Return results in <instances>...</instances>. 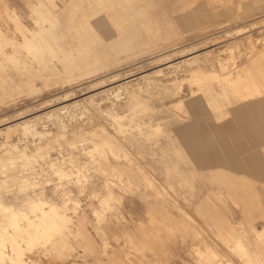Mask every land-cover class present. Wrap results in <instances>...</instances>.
<instances>
[{"label": "rangeland", "instance_id": "rangeland-1", "mask_svg": "<svg viewBox=\"0 0 264 264\" xmlns=\"http://www.w3.org/2000/svg\"><path fill=\"white\" fill-rule=\"evenodd\" d=\"M0 30L4 253L21 251V264H264V172L201 167L177 132L200 122L223 155L231 109H264V0H0ZM242 142L264 162V138ZM38 199L58 213L27 247L16 231L37 219ZM14 212L27 216L9 222Z\"/></svg>", "mask_w": 264, "mask_h": 264}, {"label": "crops", "instance_id": "crops-1", "mask_svg": "<svg viewBox=\"0 0 264 264\" xmlns=\"http://www.w3.org/2000/svg\"><path fill=\"white\" fill-rule=\"evenodd\" d=\"M210 73L211 72L195 70L194 73L189 75V78H200L211 75ZM130 104H127V106H130ZM263 110L262 105L259 103L236 105L231 109L230 113L233 116L234 123L229 125L226 131L219 133L217 136V140L220 142L219 148L224 151L223 155L219 153L218 148L214 146V144H210L211 142L209 141L210 138L208 135L210 131L207 132L201 128L200 122L197 123V126L191 128H180L177 132L182 140H184L183 142L186 144V148L195 156L196 164L201 167L222 161L231 167H247L254 172H264L262 170V168H264V162L260 161L259 157L250 151V147L242 142V139L246 138L249 139L250 145H255L259 139L264 138ZM131 116L133 117L134 114L132 113ZM228 140L232 144H230ZM125 151L127 152V150ZM239 152H247L246 157L240 159L237 155ZM128 154L131 156V153ZM178 158L181 160V155H179ZM115 167L118 166L116 165L113 168ZM181 211L186 214L184 210ZM258 231L260 232V230Z\"/></svg>", "mask_w": 264, "mask_h": 264}, {"label": "bare ground", "instance_id": "bare-ground-1", "mask_svg": "<svg viewBox=\"0 0 264 264\" xmlns=\"http://www.w3.org/2000/svg\"><path fill=\"white\" fill-rule=\"evenodd\" d=\"M86 11V10H85ZM66 24V23H65ZM251 24V23H250ZM248 26V25H247ZM250 32V31H249ZM0 34L2 35V32H1V30H0ZM246 34V33H245ZM245 34H243V35H245ZM249 34V33H248ZM242 35V34H241ZM210 38V37H209ZM212 39V38H211ZM211 45V44H210ZM192 49V48H191ZM190 48L189 49H187L186 51H190L191 50ZM252 51V50H251ZM255 51V50H254ZM191 53V52H190ZM254 53V52H253ZM201 54V53H200ZM243 54V53H242ZM204 55H206L207 56V53L206 54H204ZM194 60L195 61H197L198 60V54H196L195 56H194ZM78 61V60H77ZM227 64V63H226ZM157 69H160V68H157ZM157 72H159V70L157 71ZM112 80V79H111ZM65 84V83H64ZM47 87V86H46ZM121 91V90H120ZM56 109V108H55ZM56 111V110H55ZM58 111V110H57ZM64 112V111H63ZM263 112H264V110H263ZM51 113V112H50ZM50 115V114H49ZM56 115V114H55ZM60 116V115H59ZM23 117V116H22ZM53 117H54V115H53ZM61 117V116H60ZM57 118V117H56ZM12 120V119H11ZM14 120V119H13ZM13 120H12V122H13ZM57 120H59V119H57ZM10 121V120H9ZM24 121V120H23ZM27 121V120H26ZM26 121L25 122H22V121H19V126H22V128H23V130H24V132L27 134V135H31V133H34V132H32L31 131V128H30V123H26ZM52 121V120H51ZM54 122V121H53ZM7 123H8V121H7ZM62 124V123H61ZM3 125V124H2ZM59 126V125H58ZM31 127H32V124H31ZM17 128V127H16ZM33 128V127H32ZM34 129V128H33ZM235 130V129H234ZM34 131H35V129H34ZM38 132V131H37ZM20 133H22L21 131H20ZM25 134H23V137H25L24 136ZM234 135V134H233ZM31 137V136H30ZM234 137V136H233ZM236 137V136H235ZM237 139V138H236ZM184 141V140H183ZM238 143V142H237ZM242 143V142H241ZM245 144V143H244ZM235 145V144H234ZM228 146V145H227ZM226 146V147H227ZM187 147V146H186ZM228 149V148H227ZM243 149V148H242ZM245 149V148H244ZM123 150H125V149H123ZM229 150V149H228ZM247 150V149H246ZM240 151V150H239ZM244 151V150H243ZM248 151V150H247ZM27 152V151H26ZM33 156V155H32ZM231 156V155H230ZM25 157V156H24ZM23 160V159H22ZM193 165V164H192ZM187 183V182H186ZM164 188V187H163ZM30 197V196H29ZM37 198V197H36ZM27 200V199H26ZM45 200V199H44ZM44 200H42V199H38V200H36V201H30L29 203H30V210L29 211H32V212H34V211H39V214L38 215H36L37 217V219H33V220H31V219H29L28 218V220H26L27 221V227L25 228H23V227H20V230H18V231H16V233H17V235H22V234H27V240H26V242H27V247L33 242V241H35L36 239H37V236H42V235H45V234H47L48 233V229H50V228H52L54 225L53 224H51V223H49V224H45L44 222L45 221H47L49 218H53L54 217V214L56 215L58 212H57V206H55V205H49V208L47 209V210H45V207H44V209H43V205H45V204H47V202H45ZM176 202V201H175ZM3 207H5L4 205H0V208H2L3 209ZM11 208V207H10ZM27 210V209H26ZM28 211V212H29ZM22 212V211H21ZM185 212V211H184ZM27 214H29V213H27ZM191 214V213H190ZM24 215H26L25 213L24 214H19V213H16V212H14V213H12L11 215H10V217H9V222L11 221L12 222V220H20V219H24L26 216H24ZM58 215H60V214H58ZM57 217H59V216H57ZM8 219V218H7ZM27 219V218H26ZM16 220H15V222H16ZM25 221V222H26ZM10 224V223H9ZM4 225H6V224H4ZM8 225V224H7ZM2 227V226H1ZM12 227H14V229H15V226H13L12 225ZM17 228V227H16ZM230 229V228H229ZM232 232V231H231ZM245 233V232H244ZM1 237V236H0ZM9 237V236H8ZM47 237H48V235H47ZM203 237V236H202ZM204 238V237H203ZM230 238V237H229ZM11 239H13V238H11ZM48 239V238H47ZM51 240V239H50ZM241 240V239H240ZM10 241V240H9ZM14 241V240H13ZM243 241V240H242ZM33 243H35V242H33ZM49 243V242H48ZM235 243H237L238 245H236V249H241L242 248V245L239 243V241H237V242H235ZM52 247V246H51ZM246 247V246H245ZM220 248V247H219ZM229 249H231L230 247H229ZM24 250H26V249H24ZM27 251V250H26ZM238 251V250H237ZM22 252L21 251H18V250H16V251H13V253H12V255L11 256H8L6 253H4L3 252V250L2 249H0V264H21V263H25V261L23 260V256H22ZM255 261H256V259H255ZM234 263V262H233ZM252 263V262H251ZM253 263H254V261H253ZM236 264V263H235Z\"/></svg>", "mask_w": 264, "mask_h": 264}]
</instances>
